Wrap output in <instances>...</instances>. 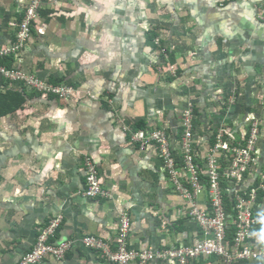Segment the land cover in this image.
Masks as SVG:
<instances>
[{"label":"crops","instance_id":"1","mask_svg":"<svg viewBox=\"0 0 264 264\" xmlns=\"http://www.w3.org/2000/svg\"><path fill=\"white\" fill-rule=\"evenodd\" d=\"M259 1L45 0L13 66L52 83H71L75 92L61 98L0 75V107L6 91L26 94L22 107L0 116V264H18L57 214L63 221L53 241L70 237L76 246L63 260L48 255L38 264H113L82 244L81 237L93 233L116 241L125 210L131 215V249L199 238L155 143L142 147L130 137L131 129L165 128L180 155L181 114L188 100L197 103L194 140L201 166L212 127H227L240 138L244 120L258 116L253 172L262 176L264 19ZM26 2L0 0V46L15 39ZM171 49L175 58L169 56ZM234 86L237 103L228 109ZM85 156L97 164L110 200L82 193ZM254 208L262 217L256 240L264 247V197ZM189 264L221 263L201 258Z\"/></svg>","mask_w":264,"mask_h":264},{"label":"built area","instance_id":"2","mask_svg":"<svg viewBox=\"0 0 264 264\" xmlns=\"http://www.w3.org/2000/svg\"><path fill=\"white\" fill-rule=\"evenodd\" d=\"M44 4L45 0H27L18 22L15 39L8 45L0 46V75L11 80H20L44 93L68 98L75 92L73 84L52 83L36 73L26 72L15 66L8 67L1 62L7 56H18L26 48L33 23ZM259 5V16L264 18V0H260ZM154 41L159 48L165 50L158 36ZM236 89L234 86L232 95L227 99L228 109L237 103ZM196 106L195 101L190 100L182 110L180 155L177 154L165 128L131 129L130 137L142 147L150 142L155 143L169 177L184 200L186 215L201 228L200 237L190 243L181 240L179 244L166 248L148 246L131 249L128 244L131 215L125 210L119 216L116 241L93 233H84L81 237V243L95 250L101 259L113 264H153L155 260L168 264H189L201 258H215L221 264H235L241 260L264 261V247L257 243L255 234L262 217L254 211L259 194L264 192V173L259 177L253 172V153L260 135L259 118L250 116L244 120L240 138L230 129L220 130L221 133L214 137L216 142H210L204 157L205 164L201 166L195 152ZM84 174L85 186L82 193L89 197L110 200L112 192L103 185L97 164L90 156L84 158ZM202 174L206 175V179L201 177ZM222 179L235 187L236 219L231 218L226 210ZM62 221L61 214L50 218L40 229L32 249L24 254L18 264H36L48 255L57 260L65 259L66 252L76 245L77 240L69 237L53 241ZM232 223L235 230L230 239L228 233Z\"/></svg>","mask_w":264,"mask_h":264},{"label":"trees","instance_id":"3","mask_svg":"<svg viewBox=\"0 0 264 264\" xmlns=\"http://www.w3.org/2000/svg\"><path fill=\"white\" fill-rule=\"evenodd\" d=\"M154 36L152 35V37H154ZM169 56L170 57H174V58L177 56L174 49H171V51L169 53ZM13 62H14V56L11 55L3 63H5L8 67H12L13 66ZM2 98H3V106L0 107V116L15 111L16 109L22 107L24 105V103L26 102V94H25V91L24 90H21V91H18V90H8L4 94H2ZM195 111H196V109H195ZM210 123H211V120H210ZM138 127L145 128V126L139 125V124H138L137 128ZM207 129L210 132L211 128H207ZM212 130L213 131L210 133L211 136L209 137V139H210L211 143L213 144V140H214V137H215L213 127H212ZM201 177L203 179H206V175L205 174H202ZM221 183H222V189H223V194H224V200H225L226 210L230 214L231 218L233 217V219H236L235 218L236 208L234 206L235 205V194H234L235 187L232 184H230L229 182H227L225 179H222ZM261 193L259 194V196H258L259 198H257V200L260 199V198H262V197H264V192H261ZM256 214H257V212H256ZM179 222H180V224H183L184 225V219L183 220H180ZM196 225L198 227V231L201 232L200 226L197 223H196ZM179 229L182 230V225L179 227ZM234 230H235V225H234V223H232L231 224V230L228 233V238L231 239L233 237ZM39 232H40V230L38 231V233ZM75 246L72 249H70V250H68L66 252L65 258L67 257L68 253L75 248ZM46 257H44V258H46ZM36 264H38V263H36Z\"/></svg>","mask_w":264,"mask_h":264},{"label":"rangeland","instance_id":"4","mask_svg":"<svg viewBox=\"0 0 264 264\" xmlns=\"http://www.w3.org/2000/svg\"><path fill=\"white\" fill-rule=\"evenodd\" d=\"M188 101H190V100H188ZM188 101H187V103H188ZM197 105V103L195 102V106ZM186 106H187V104H186ZM186 106H185V108H186ZM184 108V109H185ZM228 112V111H227ZM202 116H205V117H209V113L207 114V113H202ZM238 119V118H237ZM218 126V125H217ZM220 130H228V128L227 127H220L218 130H215L214 129V134L215 135H219L221 132H220ZM235 134V136H238V134L237 133H234ZM174 183V182H173ZM179 194V193H178ZM255 211V210H254ZM182 239L180 238L179 239V241L178 242H175V241H173L172 243H171V245L172 244H179L180 243V241H181Z\"/></svg>","mask_w":264,"mask_h":264},{"label":"clouds","instance_id":"5","mask_svg":"<svg viewBox=\"0 0 264 264\" xmlns=\"http://www.w3.org/2000/svg\"><path fill=\"white\" fill-rule=\"evenodd\" d=\"M262 19H264V18H262ZM236 106V105H235Z\"/></svg>","mask_w":264,"mask_h":264}]
</instances>
